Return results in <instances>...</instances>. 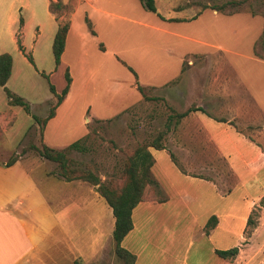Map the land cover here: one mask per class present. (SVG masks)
Segmentation results:
<instances>
[{"label":"crops","instance_id":"0c3cea01","mask_svg":"<svg viewBox=\"0 0 264 264\" xmlns=\"http://www.w3.org/2000/svg\"><path fill=\"white\" fill-rule=\"evenodd\" d=\"M53 1L57 0H41L43 22L36 20L37 4L28 3L29 17L21 15L23 25L20 18L13 21L11 45L0 43V54L13 57L7 84L25 97L32 112L35 103L50 105L57 100L51 90L42 96L37 75L61 93L70 71L69 92L41 134L44 144L63 150L84 138L93 121L111 120L141 102L145 97L138 85L145 93L183 84L189 90L184 100L201 103L202 110L188 115L189 140L185 135L183 142L172 143L171 150L150 148L158 186L146 189L132 213L133 229L122 241L136 255L135 264H154L153 258L157 264H167L160 260L168 255L177 264V249H189L203 240L211 245L216 264H253L255 249L243 248V241L253 210L264 205V59L214 58L232 41L208 39L202 20L210 10L218 17L220 10L202 0H155L157 13L145 9L140 0H79L57 67L53 42L64 15L58 18L61 14L51 10ZM32 25L36 32L30 37ZM124 69L138 79H129ZM221 70L230 78L223 79ZM57 76L60 84L54 83ZM103 78L113 84L112 90H105ZM238 85L247 94L245 102L239 98ZM2 104L6 108L0 112V128L13 142L25 137L30 127L39 128L34 121L23 129L24 123L15 116L26 112L24 108L8 99ZM241 124L260 126L253 134L241 130ZM218 160L226 163L228 179ZM115 221L113 209L89 182L62 179L41 161L21 153L11 165L0 162V264H74L94 259L99 250L113 246ZM234 247L239 248L235 258L217 253Z\"/></svg>","mask_w":264,"mask_h":264},{"label":"rangeland","instance_id":"374dc122","mask_svg":"<svg viewBox=\"0 0 264 264\" xmlns=\"http://www.w3.org/2000/svg\"><path fill=\"white\" fill-rule=\"evenodd\" d=\"M30 2L37 4L38 14L36 20L46 21L45 15L41 14L40 11L41 0H0V43L7 46L11 45L10 43L13 41V21L21 18L23 14L29 17V9L26 6ZM53 2L55 5L51 10L61 14L58 18L64 15L60 19L61 23L70 21L71 14L79 4V0H68V2L66 0H57ZM201 2H206L210 8L220 10L217 17L210 13L211 11L215 13V10L209 9L210 14L208 13L205 19L202 20L205 23V28L209 31L208 39L214 41H232L229 46L225 47L227 49L215 53L213 55L214 58L219 61L222 55L224 57L230 56L240 59L254 56L264 59V0H202ZM21 7L24 8L23 11L20 10ZM226 13L240 14L227 15ZM35 32L36 27L32 25L30 28V37ZM20 36L21 34L18 33L17 37L21 43ZM212 70L215 71L216 69L212 67ZM124 71L129 79L131 78L132 80L135 77L136 80L137 77L134 76L132 78L129 70L124 69ZM220 72H223V79L227 77V74L224 73L225 71L221 70ZM37 77V88L42 96L44 91L50 94L49 82H46L41 76L37 75ZM227 78H230V76ZM61 81V77L57 76L54 83L60 84ZM95 83L98 85L97 81ZM124 85L127 88L131 86L129 81L124 82ZM236 88H238L241 102H245L247 94L244 88L241 85H238ZM112 89L113 84L106 82L105 90ZM0 91V102L5 103L8 96L4 90L0 89ZM21 92L25 93L23 89H21ZM197 92H199V89ZM145 94L146 97L141 102L126 109L111 120H95L91 123L85 149L83 151L73 150L68 154V175L80 176L91 172L99 176L102 181L119 189L126 181L124 171L128 158L134 154L138 147L159 142L166 149L171 150L172 143L175 142L178 144L183 142L185 135L189 140L188 136L190 132H186V129L191 124L188 116L191 112L184 117H181L180 114L201 106L199 102L192 101L187 103L184 100L185 95L187 99L189 98V90L187 92L183 84H179V87L175 89L165 88L159 91L146 89ZM20 96L25 99L24 96ZM53 107V103L50 105L35 103L33 105L34 113L26 114V112H22V114H17L15 118L18 119L19 123H24L23 129H27L35 121L30 115L36 114L40 119H44ZM5 108L4 104H2L0 106V112L4 113ZM8 115V118H10L12 111H8ZM1 117L2 114L0 115ZM259 126L241 124V130L256 134V128H259ZM41 130V124H39V128L32 126L29 128L25 137L21 138V140L16 139L17 141L13 142L8 136L3 135V131L0 128V162H9L17 158L19 153H21L28 155L32 160L41 161L42 165L49 172L60 177L59 175L62 173V170L59 164L47 161L38 153V149L43 148ZM192 135H194L193 131ZM186 145L188 144H181V147ZM217 165L220 167L221 174L228 179L229 171L226 163L218 160ZM37 176L40 178L38 173ZM151 187L155 189V187ZM263 212L264 205H261V207L257 206L253 210L251 214L252 223L247 228L246 239L243 241V248L255 249L254 251L256 253L252 257L254 260L253 264H264ZM98 249L96 248V250ZM187 257L188 264H216V258L212 254L211 245L206 240L197 242L194 247L189 249H177L174 255V259H177V264H185L183 262ZM172 258L173 256L168 255L160 261H167V264H173ZM88 260L90 261L89 264H126L123 259L116 255L113 246H109L105 250H99L97 257ZM88 260L81 261L80 263L87 264L86 261ZM153 260L154 264H157V258H153Z\"/></svg>","mask_w":264,"mask_h":264},{"label":"trees","instance_id":"16d2710c","mask_svg":"<svg viewBox=\"0 0 264 264\" xmlns=\"http://www.w3.org/2000/svg\"><path fill=\"white\" fill-rule=\"evenodd\" d=\"M143 6L152 12L157 13V7L155 4V0H140ZM55 5L54 2L51 3V9ZM215 9V8H214ZM23 18H20V26L23 25ZM89 28L91 29L93 34L95 30L90 22H88ZM70 27V21L67 23L59 22V27L53 42V53L55 57V63L58 67L61 63V57L66 47L67 34ZM264 35V34H263ZM263 38V36H262ZM261 38V39H262ZM20 43V41H19ZM20 48L24 51L21 43L19 44ZM28 59L34 63L33 57L27 54ZM13 69V57L10 53H2L0 54V87L4 89L8 96L9 103L11 105H18L24 108V110L31 114L30 104L20 95H16L8 86V80L11 77ZM132 72L135 71L130 68ZM44 76L48 77L47 74L42 73ZM66 86L62 90L61 93H57L55 85L49 82L51 92L56 96L57 101L54 104V107L51 109L50 113L44 119H40L39 116L32 114L34 120L42 125L41 134L43 133L44 126L47 121L55 115V109L58 104L62 102V100L66 97L69 92L72 78L70 75V71L67 70L66 74ZM139 90L144 94V88L141 85H138ZM195 110H202V108H195L186 111L185 113L180 114L181 117L186 116L189 112ZM88 139V135L84 138L75 141L71 145H69L66 149L57 150L51 148L43 143V148L38 149V153L41 157L49 160L51 162L58 163L61 167L62 173L59 175L62 179L67 181L73 180H82L89 182L94 185L97 191L107 200L108 204L113 209V213L115 216V228L113 231V249L116 255L123 259L126 264H135L136 255L127 250L122 246L123 239L130 233L133 229V219L132 213L134 208L144 200L145 192L148 186L156 187L158 186L157 181L154 179L152 174V166L154 164V158L150 151L151 147L156 149H164L165 147L159 142H154L151 145H144L137 148L132 156L128 158L126 168L124 171V175L126 177V181L121 188L113 187L112 185L102 181V179L94 175L91 172H87L80 176H72L68 175L67 168L69 164L68 154L70 151L77 150L83 151L85 149V143ZM17 158L10 160L7 162V165H11L16 161ZM214 221L217 219L214 217ZM252 223L251 217L249 219L248 224ZM212 219L209 221L207 228L210 229L212 226ZM217 253L224 258H235L239 253V248L234 247L228 250H217ZM81 261L77 260L74 264H81Z\"/></svg>","mask_w":264,"mask_h":264}]
</instances>
